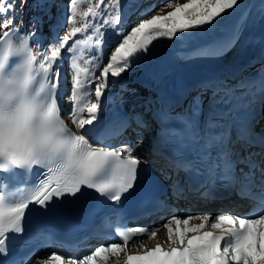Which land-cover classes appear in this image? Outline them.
Instances as JSON below:
<instances>
[{
    "label": "snow or ice",
    "instance_id": "obj_1",
    "mask_svg": "<svg viewBox=\"0 0 264 264\" xmlns=\"http://www.w3.org/2000/svg\"><path fill=\"white\" fill-rule=\"evenodd\" d=\"M19 2L22 13L27 0ZM35 6L46 15H50L53 6L59 7L55 0H36ZM77 6L78 0H69L65 5L53 26L56 32L45 49L43 38L37 39L43 17H33L29 31L21 34L20 28L24 25L22 18L17 23L16 0H0V254L3 255L9 253L6 245L14 239L9 233H22V222L33 211L48 212L56 204L92 196L96 200L93 211L111 201L113 211L122 214L126 200L139 183L142 161L130 142H122L118 148L113 146L112 141L123 137L131 122L124 117L113 126L102 119L107 91L113 83L124 84L127 76L150 58L161 39L175 43L198 33L210 34L225 16L241 7V0H187L176 4L174 10L165 15H150L155 4L138 11L141 5L131 7L126 0H113L111 4L99 0L97 10L85 14V20L90 16L91 23L72 27L61 38L59 30L65 17L68 23H76ZM261 10L264 11V4ZM104 11L114 14L104 19ZM132 14L138 19L129 30L127 20ZM149 15L150 18H143ZM93 28L95 35L88 36V41L93 42L91 51L85 49V54H95L101 61L107 59V63L101 68L94 58L89 61L93 67L83 68L74 55L77 44L82 41L74 38ZM109 32L115 34L111 41ZM235 39L233 36L227 42L209 40L200 51L208 55L222 54ZM30 41H35L36 54ZM70 41L74 42L70 44ZM111 43H116V47L108 57L105 50ZM65 60L70 61L72 72L69 99L73 103L67 115L75 130L62 118L63 108L58 106L66 87L67 78L60 71ZM100 78L102 82L96 83ZM93 85L95 102L89 99ZM238 91L241 90L236 86L210 78L196 86L197 94L184 113L172 115V108L179 105L180 100L166 103L155 118L162 126L164 142L171 144L172 149L166 152L157 144L153 151L163 160L165 168L177 175L183 171L188 176L186 186L178 179L173 181L172 195L176 200L187 199L190 192L205 203L214 202L221 198L216 192L220 184L229 194L230 190H236L241 198L250 201L246 216L217 215L213 229L224 223L229 226L216 234L201 231L210 220V214L189 215L184 219L173 214L162 227L167 230L170 244L178 243L181 247L164 249L157 244L136 255L125 252V246L138 235L150 233L154 238L159 229L138 226L129 231L121 217L112 235L113 242L100 243L94 250L89 248L90 254L79 260L68 257V264H106L109 257L119 256L121 252L126 256L125 264L132 260L144 264H264V231H254V228L264 229V214H261L264 213V167L255 159L264 156V135L254 133L249 123L238 115L242 107L235 103ZM259 92L264 94V83ZM205 93H210L209 114L201 124ZM173 121L175 125L170 127ZM135 123L140 129L148 126L143 117L135 119ZM136 136L142 142V133L136 131ZM237 144L245 149V156L235 151ZM251 148L261 151H248ZM234 156L237 159H233ZM237 163L245 164L249 171L240 169L237 176ZM257 170L261 191L254 193L253 178ZM22 175L27 179L21 183L18 177ZM192 175L203 177L198 186L191 183ZM148 204L152 205L150 210H147ZM140 207L144 209L142 214L149 217L163 218V213L171 211V205L159 197H146ZM194 219L200 223L191 224ZM188 232L197 234L189 237ZM250 237L254 238V243H249ZM50 264H64V261L54 253Z\"/></svg>",
    "mask_w": 264,
    "mask_h": 264
},
{
    "label": "rangeland",
    "instance_id": "obj_2",
    "mask_svg": "<svg viewBox=\"0 0 264 264\" xmlns=\"http://www.w3.org/2000/svg\"><path fill=\"white\" fill-rule=\"evenodd\" d=\"M260 1L261 0H241V7L238 8L235 12H232L230 15L225 16L224 19L221 20L220 23L217 25L215 30L210 34L198 33L196 35L191 36L188 39H185L183 41H176L175 43H169L166 38L161 39L160 42L157 44L156 48L154 49L152 55L147 60L148 62H146V65H147L146 68L148 70L149 78H154L153 79L154 82L152 83L150 79H147V80L144 79V81L146 82V83H144L142 81V79H135V78L133 79L132 78V79L127 80L126 84H123L121 86H117L119 89L116 87V90L114 89L113 93L108 94V95L113 94L114 96H116L115 100H113L112 103L108 104V107H112V108H110V110H112V111L116 110V112L119 110V108L121 110H124L123 108L128 106L131 102L132 103L136 102V101L148 102L149 100H151L153 98L158 100V98L162 97L163 94H154L155 93L154 91L159 89L161 86H163L162 88H164L166 85H168L170 83L171 73H173V69H174V71L177 70L179 65L193 64L194 63V65H195L194 67L195 68L198 67V68H196L197 69V71H196L197 75L200 74L198 76H201V74H202L204 78H210L208 73L204 72V70H206L204 68L210 67L213 64V59L214 60L215 59L216 60L221 59L220 61L222 63L224 62L223 64H229L230 62H233L232 58L226 59L228 57V55L224 56V57H221L222 55H218V56L214 55L213 57L212 56L207 57L206 55H200V53L199 54H197V53L200 52L201 49L205 48V46L207 45L209 40L227 42L233 36H235L236 39L234 40V42L235 41L239 42L241 39L240 44L243 43V45H244V44L248 43V41H247L248 39L245 36L250 35V33L252 35L254 32L261 33V31H263L262 29L264 27V23H263L264 22V11L261 10V6L259 8V11L256 14H253L254 9L256 8L258 2H260ZM29 2L33 3L34 6H33V9H31L30 12H28V14H27V17H28L27 20H29L28 22H30V24L28 22H26L24 24V27L26 29V31L24 30L25 33H27L31 27V20H32L33 16L34 17H43L44 23H43V27L40 31L39 39H41V37L43 38L47 35L48 36L47 37L48 42L50 43V38L56 32V28L53 26L57 24V20L61 16V11L65 9V5H67L69 3V0H55V3L57 5H59V7L53 6L50 9V15H46L45 11L43 9L35 6L36 0H27V2L24 5L26 7H28ZM105 2L108 4H111V3H113V0H105ZM185 2H187V0H126V4L131 6V7H135L137 4L141 5V8L138 9V11H143V9L147 8L149 5L155 4V7L152 9L150 15H159V13H163V15H165L167 12L173 11L174 6L176 4H184ZM18 3H19V0H16V5ZM98 4H99V0H78L76 15L74 17V20L76 21V23L75 24L68 23L66 20V17H65V23H64L63 27H61L59 30V36L62 38L65 34H67L71 30L72 27H84L85 24H90L91 23V17L89 16L88 20L86 21L85 20V14L88 13L90 10L92 12H95L97 10ZM168 5H171V6H168ZM19 9H20V7H19ZM24 11H27V8ZM67 12L69 14H71V9L68 8ZM111 14H114V12L104 11L103 12V18L109 19ZM150 15L143 17V18H150ZM245 16L247 17L246 20L244 19ZM137 19H138V16L136 14H132L130 16V18L127 20V26L129 28V30H130L131 26H134V24L137 22ZM249 24H250V26H248ZM257 33H255L253 35V40L252 39L249 40V42L251 41L250 43L252 45L254 44V46H260L261 41H262V39H260V36ZM93 35H95L94 28L92 30L88 31L86 34L82 33L81 35L76 37L78 40H80L82 42L77 44L78 46L76 47V52L74 53V55H76L78 57V62L80 63V66L83 68L93 67L94 65L89 63V61H91L94 58H95V60H97V58H98L95 54H93L92 56L86 55L85 51H84L85 49H87L88 51H91V45L93 42L88 41V36H93ZM80 36H82V37H80ZM114 36H115L114 33L109 32L108 39L111 41L114 38ZM76 38H74V40H77ZM73 42L74 41H70L69 43L71 44ZM118 42H119V40H117V43ZM234 42L229 43L228 46L225 48L226 50L228 48L227 52H229V51L234 52V51H236V49L238 47L239 48L237 49V51H240V47H242V45H239V43H237L233 47ZM31 45L34 47V52L36 54L35 41H32ZM115 47H116V43H111L107 47V49L105 51H106V55L108 57L111 56V53H112V51H114ZM231 48H233V49H231ZM225 54H227V53H225ZM180 56H183L184 58L180 59L179 58ZM219 57H221V58H219ZM223 59H226L225 60L226 62L222 61ZM200 60H201V63H203L207 60L208 61L210 60V61L208 63L207 62L203 63V68H202L201 65L198 64L199 65L198 66L196 64V62H200ZM202 60H204V61H202ZM181 61H183V62H181ZM67 62L70 63L69 60H65L61 69H60L61 73L67 78L66 87L63 90L62 96L59 97L60 99H62L66 102L65 105L70 104L69 97L71 95V79L69 76L66 75L67 70L65 71V68L68 69V66H66ZM106 63H107V59H104L103 61H101V60L97 61V64H100L101 68ZM156 65L158 66V68H156L157 67ZM249 68H250V66L249 67L247 66L246 68H244V70L242 69L239 72L240 77L242 76L246 79H250L252 76L250 77L249 73H246V71ZM196 73L194 75H196ZM98 75H99V73H97V76ZM261 76L264 77V70L261 72ZM218 78H221V80L225 81L227 83V85H229V86H236L238 89H240V90L242 89L239 85H236L235 82L230 83L229 80L228 81L224 80V78L221 76H218ZM101 82H102V78L96 80V83H101ZM256 83H258V82H256ZM117 84L118 83H113L111 86L114 87ZM196 86L197 85H193L194 88L192 90H190V92H189L190 93V99L188 101H186L187 106L189 105V102H191L192 98L197 94L196 93ZM122 88H124L123 91L121 90ZM91 90H94V85L92 86ZM237 93H240V91H238ZM209 97H210V93H205L203 96V103L206 101H209ZM89 99L91 102L95 101V98L93 97V95H91L89 97ZM85 102H87V101H85ZM153 104H154L153 102H148V104L144 103V104H142V107L147 110V109H150L149 107H151ZM117 107H118V109H117ZM137 107H139V106H135V108H137ZM133 110H135V109L133 108L130 111H133ZM120 112H123V111H120ZM106 113L109 114L110 112L107 111ZM263 126H264V124H263ZM135 137L137 138L136 132H135ZM211 220H212V218H211ZM166 222H167V220L164 221V224ZM190 223L196 224V223H200V222L199 221H193ZM154 227L155 226H153V228ZM163 234H165V230L163 233V229H162L159 232H157V235L154 238H151L150 234L148 236L145 235V236L141 237L142 239L140 238V241H138V242L136 241V243H133L132 249L133 250H141L146 245L153 244L156 242L161 243V244H165L169 240H168V236L164 237ZM131 251L132 250L129 249L130 253H131ZM124 255H125L124 253H120L119 256L108 258L110 260V261L109 260L108 261L110 263L113 260L116 262H119V261L121 262V258ZM46 259H47V257H44V259L41 258L37 264H40L41 260H46ZM48 260H49V258H48ZM77 260H79V259H77Z\"/></svg>",
    "mask_w": 264,
    "mask_h": 264
},
{
    "label": "bare ground",
    "instance_id": "obj_3",
    "mask_svg": "<svg viewBox=\"0 0 264 264\" xmlns=\"http://www.w3.org/2000/svg\"><path fill=\"white\" fill-rule=\"evenodd\" d=\"M19 4H20V2L16 5V10H17V13H18L17 23H19V20L22 18L23 19V25H24L26 22L29 21V20H27L28 19L27 14H28V12H30L31 9H33V6L34 5L31 2H29L28 7H26L24 5L23 6V11L21 13L20 12V9H19V7H20ZM262 4H264V0H261L260 2H258L256 8L254 9L253 14H256L259 11V8H260V6ZM26 8H27V11H24ZM159 15H163V13H159ZM28 23L30 24V22H28ZM248 26H250V24ZM24 30L26 31L25 27L23 26L22 28H20V33L23 34L25 32ZM262 30L263 31H261V33L254 32L252 35L250 33V35L245 36L248 39L247 40L248 41L247 44H244V45H243V43L240 44L241 43V39H240V41L238 42L239 45H242V47H240V51H237V49L239 48L238 47L236 49V51L232 52V54H229L228 57L226 58V59L232 58L233 59V62H230L229 64H223L224 62L222 63L220 61L221 59L220 60H216V59L214 60L213 59V64L211 63L212 65L210 67L204 68V69H206V70H204V72H207L208 75L210 76V78H218V76H221V77L224 78V80H227V81L229 80L230 83H234L235 82L236 85H239L242 88L241 91H240V94H242V96H240V94L237 93L236 95L239 98L236 96L235 103L238 104L239 102H242V100L247 97V99L245 101V103L247 105L242 104V107H241V110H240L239 113L242 112L243 115H247L250 118V125L251 126L254 125L255 128L259 127L260 124L263 123L262 121H264V94H261L259 92V89H260L261 84L264 83V77L261 76V72L264 70V27H263ZM255 33H257L260 36V39H262L260 46H254V44L252 45L250 43L251 41L249 42V40H251V39L253 40V35ZM81 34H78V36L81 35ZM39 37L40 36H38L37 38L39 39ZM47 37H48L47 35L45 37H43V46L45 45L44 46L45 49H47L49 47V44H50L48 42ZM80 37H82V36H80ZM31 42L32 41H30V44H31ZM227 51H228V48H227V50L224 49L223 53L222 54H218V55H223V54L227 53ZM199 53H200V55H206L207 57L208 56H212V57L214 56V55H208L204 51H200L197 54H199ZM218 55H215V56H218ZM179 58L182 59L184 57L183 56H180ZM226 59H223L222 61H225ZM98 60L99 59L97 58L96 63H97ZM202 61H204V60H202ZM209 61L207 60L205 62L208 63ZM146 62H148V61H146ZM146 62L143 63L141 66L137 67L135 70H133L131 72V74L127 76V79L124 82V84L127 83V80L132 79V78L133 79L134 78L135 79H142V81L144 83H146L144 81V79H146V80L147 79H150L151 82L153 83L154 82V80H153L154 78H149L148 70L146 68L147 67ZM181 62H183V61H181ZM205 62H203V63H205ZM203 63H201V60H200V62H196V64L197 65L198 64L201 65L202 68H203ZM66 66H68V69L65 68V71L67 70L66 71L67 73L66 72L65 73L71 79L72 73L70 71V63L67 62L66 63ZM194 66H195L194 63L193 64H182V65H179L178 66L177 70L174 71V69H173V73H171V76H170V80H171L170 83L168 85H166V86L163 84L165 86L164 88H162L163 86H161L159 89H157V90L154 91L155 92L154 94H163L162 97H159L158 100H156L155 98H153V99H151V100L148 101V102H153L156 105V108L153 107L152 109H147V111L145 110L144 113H143L142 104H144V103H147L148 104V102H146V101L145 102H138V101H136V102H133V103L131 102L125 108L126 111L125 110H121L119 108V110L117 112L123 111L122 114L125 115V113L128 110L130 111V110H132L134 108V107H131V106H134V104H138L139 107L134 108L135 109V110H133L134 112L132 111L130 113L131 122H133V124H135V119L138 117V115L145 114V112L147 114L148 113L151 114V110L153 112H155V114H156L158 111H160L162 109L161 106L163 107L166 103H171L173 101L180 100L181 103L179 105L173 107L172 110L174 112L176 111L175 114H177V113H184L188 109V106H189V105L187 106V102L186 101H188L190 99V93L189 92H190V90H192L194 88L193 85H198L201 81L206 80V79H210V78H204L202 74H201V76H198V75H200V74L197 75V73H196V71H197L196 68H198V67L195 68ZM247 66L248 67L250 66V68L246 71V73H249V76L250 77L252 76L250 79H246V78H244L242 76L240 77V75H239L240 74L239 72L242 69L244 70V68H246ZM156 68H158V66ZM195 73H196V75H194ZM218 79L221 80V78H218ZM53 82H55V81L53 80ZM256 82H258V83H256ZM121 85H123V84L118 83L115 86L113 85L114 87L111 86L110 87V90L107 91V95L110 94V93H113V90L114 89L116 90V87L117 86H121ZM91 95H93V97L95 98L94 90H91ZM110 96L111 97L108 98V100L106 102V110L102 113V115H104V113L107 112V111H111L110 108H112V107H108V104L112 103V101L115 100V97L116 96H114L113 94H111ZM69 102H70V104L65 105L66 102L64 100H62V99L59 98L58 99V106H61L63 108V112L61 114L62 115V118L65 121L68 122V126L70 128H73V130H75L74 129V126L70 122V117L67 115V113L68 112H71V110H72V103L73 102L70 99H69ZM157 104H158V106H157ZM238 105H241V104H238ZM159 106H160V108H159ZM129 107H131V108H129ZM219 107H224V105H220ZM202 114L208 116V114H209V101H206V102L203 103V112L201 113V116H202ZM106 115H108V114H106ZM201 116H200V118H201ZM132 118H135V119H132ZM200 121H201V119H200ZM147 122H148V126L147 127H149V125L152 123V121H150V117L149 116H148ZM135 128H137V126H135ZM258 131L259 132L260 131L264 132V128H260L259 127V130ZM139 144H141V143H139ZM189 201L191 202V203L189 202L190 205H192V203L195 204V205H197L196 208L200 209L201 211H199V212L193 211V213H192V212H190V209L188 207H181L179 209L178 213H177V215H179L178 216L179 218L184 219L185 217H187L189 215L195 217V216H199V215L209 214V211L210 210L207 207L214 206L215 205L214 204L215 201L214 202H207V203H205L202 200H199L198 198H195V199L192 198ZM168 217H164L163 216V218H158L156 221H153V223H151L149 225L155 226V227L154 228L152 227L151 229H159V231L163 229V233H164V230H165V234H163V236L164 237H167L168 236L167 235V230L164 229L162 227V225L164 224V221L165 220H167L166 223H168ZM193 221H199V220L194 219L191 222H193ZM214 221H215V218H213V220H211V218H210V220H208L207 222H205V227L204 228H207L208 225L209 226L212 225V223ZM196 224H199V223H196ZM172 226H173V228L176 227L175 224H173ZM181 227H184V226L181 225ZM145 228H148V227H145ZM190 233H193V232H188L187 235H189ZM149 234H146V235L148 236ZM142 236H144V235H142ZM142 236H140L139 239ZM138 241H140V240H138ZM157 244H160L161 247H164V248H167V246H170V245H174V244H170L169 241L167 243H165V244H161V243H157L156 242V243H153V244L146 245L141 250H133L132 249L133 248V245L132 244H129V245H126L125 246V252L128 251L127 253H130L129 252V249H130V250H132L130 254L131 255H136V254H139L140 252L141 253H144V251L147 250L148 247H150V246L153 247V246H155ZM178 245H180V244H178ZM121 253H124V252H121ZM56 254L57 255H59V254L62 255L63 253H62V251L59 250V251L56 252ZM89 254H90V252L88 251L85 255H89ZM85 255L82 254L81 256L75 257V252L72 253V252L69 251V252L66 253V256H68V257H75L76 260L77 259H81ZM124 257H125V255L121 258V262L120 261L119 262H116V261L113 260L110 263L109 262L110 260L108 259L109 261L107 260L106 261V264H125V261L126 260H125ZM63 261H64V264H68V259L63 260ZM137 263H138V261H136V260H133L131 262H128V264H137ZM40 264H50V258H49V260H48V258L46 260H41V263ZM141 264H144V263H141Z\"/></svg>",
    "mask_w": 264,
    "mask_h": 264
},
{
    "label": "clouds",
    "instance_id": "obj_4",
    "mask_svg": "<svg viewBox=\"0 0 264 264\" xmlns=\"http://www.w3.org/2000/svg\"><path fill=\"white\" fill-rule=\"evenodd\" d=\"M23 61H21V63H22Z\"/></svg>",
    "mask_w": 264,
    "mask_h": 264
}]
</instances>
